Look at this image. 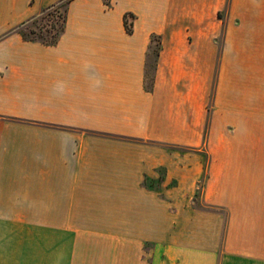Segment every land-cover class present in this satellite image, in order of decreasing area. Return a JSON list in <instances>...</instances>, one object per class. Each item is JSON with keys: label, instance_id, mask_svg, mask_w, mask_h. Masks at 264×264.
<instances>
[{"label": "crops", "instance_id": "crops-1", "mask_svg": "<svg viewBox=\"0 0 264 264\" xmlns=\"http://www.w3.org/2000/svg\"><path fill=\"white\" fill-rule=\"evenodd\" d=\"M61 1L0 0V264H264V0H67L22 36Z\"/></svg>", "mask_w": 264, "mask_h": 264}, {"label": "rangeland", "instance_id": "rangeland-1", "mask_svg": "<svg viewBox=\"0 0 264 264\" xmlns=\"http://www.w3.org/2000/svg\"><path fill=\"white\" fill-rule=\"evenodd\" d=\"M64 12V6L62 4L56 5L55 7H50L46 10H43L40 12L35 18H33L30 22L26 23L25 25L21 26L19 28V31L21 32L22 36L25 38L30 39H37V40H46L50 39L51 36H53L55 30L59 27L60 24V17ZM56 15V16H55ZM157 45V38H152V46L151 51H149L148 54V66L146 70V78H147V84L150 82L153 72V60L155 57L154 50L156 49ZM160 148L164 151L165 154L169 155L170 157L176 158L178 155H181L185 152L192 153V151H189L187 148L183 146H177V145H170V144H161ZM203 158H207L204 153H202ZM156 174L162 175L163 169L158 168L156 170ZM149 182V181H148ZM149 184L153 187L157 186L156 181H150ZM173 184V181H167L165 188H169ZM199 193V192H198ZM196 202L200 199H195ZM201 205L200 203H197ZM56 217V215H54ZM167 232V231H166ZM156 231H150L151 236H155ZM145 248H151L152 247V241L147 242L144 244Z\"/></svg>", "mask_w": 264, "mask_h": 264}, {"label": "trees", "instance_id": "trees-1", "mask_svg": "<svg viewBox=\"0 0 264 264\" xmlns=\"http://www.w3.org/2000/svg\"><path fill=\"white\" fill-rule=\"evenodd\" d=\"M66 1L67 0H63L60 3L57 4V5L62 4L64 6V12L61 15H59V17H60V24H59V27L55 30L53 36H51L50 39H46L45 40V42H47V43L53 42L56 39V37L58 36V34L61 32V30L63 29V22H64V13H65ZM55 6L56 5H54L52 7H55Z\"/></svg>", "mask_w": 264, "mask_h": 264}]
</instances>
